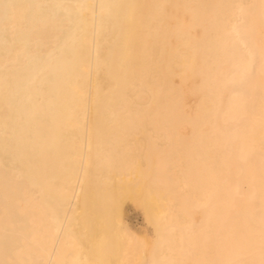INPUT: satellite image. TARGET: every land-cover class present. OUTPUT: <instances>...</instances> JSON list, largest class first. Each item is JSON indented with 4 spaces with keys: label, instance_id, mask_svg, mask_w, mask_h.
<instances>
[{
    "label": "bare ground",
    "instance_id": "6f19581e",
    "mask_svg": "<svg viewBox=\"0 0 264 264\" xmlns=\"http://www.w3.org/2000/svg\"><path fill=\"white\" fill-rule=\"evenodd\" d=\"M188 263L264 264V0H0V264Z\"/></svg>",
    "mask_w": 264,
    "mask_h": 264
},
{
    "label": "rangeland",
    "instance_id": "374dc122",
    "mask_svg": "<svg viewBox=\"0 0 264 264\" xmlns=\"http://www.w3.org/2000/svg\"><path fill=\"white\" fill-rule=\"evenodd\" d=\"M172 7V8H171ZM182 9H181V8ZM180 7H178V9H179V13H178V10H177V8H173V6L172 5H170V4H168L167 5V9H168V11L170 12V11H172V14H174L173 15V18H170V19H168V23L170 24V29H174L175 30V28H176V26L178 25L177 23H179V21L180 20H178L177 18H179L180 17V19H182L183 20V17H185L184 18V20L187 22V23H184V24H190L191 22H192V19H191V14H189V13H187L186 11L184 12V9H183V7L182 6H180ZM176 15H178V16H176ZM183 15V16H182ZM176 16V20H175V17ZM173 19V20H172ZM181 20V21H182ZM178 21V22H177ZM189 22V23H188ZM172 24V25H171ZM174 25H176L175 26V28H174ZM187 26V25H186ZM192 26V24H190V27ZM195 28H197L196 30H192L191 32H192V34H198V35H200L201 34V32H202V28L201 27H195ZM194 29V28H193ZM196 32V33H195ZM171 38H173V39H171V40H173L172 41V43L173 44H176L177 42H176V39H175V37H171ZM183 51H186V49L185 48H183ZM202 60H201V55L200 54H198L197 56H196V66H197V68H200L201 69V67L203 68V65H201L202 64V62H201ZM229 65V64H228ZM227 64H224L223 65V67H224V69L228 72V73H230L231 72V68L228 66ZM195 66V67H196ZM199 66V67H198ZM204 69V68H203ZM199 70V69H198ZM193 72V71H192ZM180 73V70H177V74L175 75V77H176V79H175V85H177V87L179 88H182V90H183V92H184V94H185V96H186V98H187V101H189V102H197V104H199V102H200V100H201V98H203V97H205V96H209V92H206L207 90H203V88H202V84L201 83H203V82H201L202 80V78H201V76H198L199 74V72L197 71V69L194 71V74L193 73H191L190 71L188 72V74L187 73H185V76L183 77L182 75V73H183V71H181V77H183V79L182 78H180L179 77V74ZM191 73V74H190ZM198 74V75H197ZM191 75H192V77H191ZM186 76H188L187 77V79L185 78ZM174 77V78H175ZM195 77V78H194ZM203 77V76H202ZM205 77V76H204ZM192 78V80L190 81V79ZM182 79V80H181ZM189 79V83H186L187 81H185V80H188ZM194 79V80H193ZM204 79V78H203ZM185 82V83H184ZM184 83V84H183ZM193 83H194V85H193ZM182 86H181V85ZM200 84H201V86H200ZM184 85H186V86H184ZM192 85V86H191ZM195 85H199L200 86V89L198 88V86L196 87ZM193 86H195V89H193L194 87ZM229 86V85H228ZM189 87V88H188ZM186 88V89H185ZM191 88V89H190ZM226 89V88H225ZM231 90H232V87H230L229 86V88H227L226 90H225V93H224V95H223V105H225L226 104V102H227V100H228V98H229V95H230V92H231ZM203 91V92H202ZM203 96V97H202ZM222 105V106H223ZM206 106L208 107V108H210V107H212V104L210 103V102H208V104H206ZM220 116V117H219ZM219 116H217V122H218V124L221 126V127H223V126H225V124H224V122L222 121V119H221V115H219ZM158 118H160V117H158ZM208 125V126H207ZM206 126H205V128L203 129V130H210L211 129V126H210V124H207ZM185 126V125H184ZM183 126V127H184ZM182 130L183 131H181L182 133H184V134H188V135H190V134H192L193 133V128H192V126H190L189 124H188V126L186 125V127H184V129L182 128ZM237 144H238V140H235L234 141V143H233V146L234 147H236L237 146ZM248 179H249V177L248 176H246V182H248ZM246 182H243L241 185H240V190L239 191H241L240 193H242L241 195H243L242 197H241V195H240V193H239V195H240V199L238 198L237 200H236V205H237V208H235V209H238L241 213H247L249 210H250V207H249V205H250V202H249V199H248V196H249V192H250V189H249V186H247L246 185ZM248 184V183H247ZM247 187H246V186ZM249 185V184H248ZM242 187V188H241ZM248 189V190H247ZM135 196L134 197H129L127 200H126V202H125V200H124V204L122 205V212H123V216H124V220H125V223L133 230V231H135L136 233H138L139 235H141L142 237H144L145 238V240L149 243V245H150V249H151V251L154 249V247L156 246V244H157V241H158V235H157V231H156V228H155V225H154V223H153V221L151 220V218H150V216H149V214H148V212H147V210L145 209V207L143 206V204H141L142 202H141V197H140V195H139V197L138 196H136V194H134ZM138 195V194H137ZM222 195V197H225V194L224 193H222L221 194ZM238 195V196H239ZM132 196V195H131ZM240 201V202H239ZM203 207H201V208H199V209H201V210H194L192 213H193V215L198 219L197 221L200 223V222H202L203 220H205V216H206V208H204V209H202ZM248 208V209H247ZM188 264H190V263H188Z\"/></svg>",
    "mask_w": 264,
    "mask_h": 264
}]
</instances>
